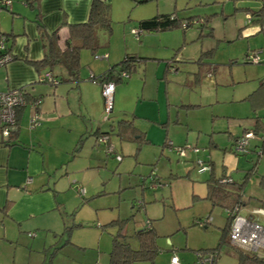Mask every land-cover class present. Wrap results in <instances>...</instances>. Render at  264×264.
<instances>
[{"label":"rangeland","instance_id":"rangeland-1","mask_svg":"<svg viewBox=\"0 0 264 264\" xmlns=\"http://www.w3.org/2000/svg\"><path fill=\"white\" fill-rule=\"evenodd\" d=\"M106 2L111 9V33L108 37L98 31L100 46L95 54L111 52L116 63L127 53L149 57L143 70L137 67L126 81L116 84L121 90L111 112L131 113L149 142L137 150L134 139L119 138L113 127L117 118L106 119L103 97L101 107L91 102V114L82 108V118L77 120L84 133L73 147L80 154L64 162L71 171L68 179L64 164L56 169L59 210L31 220L30 228L12 225L4 230L0 225V264H108L118 232L116 221H111L117 219L125 220L122 233L141 229L147 219L157 233L160 251L154 261L135 264H169L173 253L186 264H204L198 252L217 245L227 211L205 198L210 171L199 172V160L212 162L214 176L225 173L238 182L257 161L243 186L244 200L251 198L244 207L250 208L251 202L257 206L256 199L264 198L258 184L264 175L260 138L249 139L246 154L235 152L232 145L244 128H252L257 115L264 119V107H255L249 96L264 78V62L260 52L259 62L245 59L252 49L264 45V13L261 28L245 33L246 10L260 9L264 0ZM11 6L0 12L3 25L6 16L16 17L9 11ZM13 10L24 13L17 7ZM170 13L190 24L145 31L139 38L131 32L141 19ZM81 53L82 86L92 90L96 81L89 79V69L95 72L107 59L94 58L86 48ZM117 105L123 110H117ZM101 131L109 132V144L122 156L120 161L108 152ZM178 147L183 154L176 152ZM51 153L55 155L56 148ZM151 176L158 179L157 188ZM78 186L84 188L83 195L76 191ZM258 221L264 224V218ZM232 249L221 245L214 264Z\"/></svg>","mask_w":264,"mask_h":264},{"label":"crops","instance_id":"crops-1","mask_svg":"<svg viewBox=\"0 0 264 264\" xmlns=\"http://www.w3.org/2000/svg\"><path fill=\"white\" fill-rule=\"evenodd\" d=\"M90 1L27 0L24 6L11 2L12 6L9 11L16 17L6 16V24L0 23V31L11 34L8 45L12 54L16 56V59L0 67V89L26 87L28 102L39 99L38 109L41 117L40 124L30 128L28 121L34 109L30 103H26L19 109L16 130L9 138H3L0 135V225L4 230L12 225L30 228L31 220L35 221L47 214L57 213L61 203L58 200L55 185L56 169L60 170L64 162H69L80 154H75L73 147L78 139L82 140L84 133H82V123L77 120L82 118V108L91 114V111L94 112L90 107L92 101H94V106L101 107V85L93 82L95 86H92V90L82 86V49L79 51L80 78L77 82L71 80L63 63L55 64L48 69H41V72L48 71L59 81L56 83L39 82L36 80L38 72L27 61L41 59L44 54L43 42L37 27L38 22L48 33L57 29L56 44L62 50L67 35V24L85 21ZM15 7L24 13H15L13 10ZM30 12L31 17L28 15ZM28 22H33V25L29 26ZM260 22L261 19L258 21L252 19L251 22L246 23L248 27L245 33L258 31L261 28ZM27 37L30 38V43ZM252 52L257 54L260 52V58L264 62V45L256 50L252 49ZM104 54L106 56L99 59H107V62L100 65V69L98 68L95 72L89 69V73L99 76L109 66L116 63L117 59L112 58L111 52H104L102 55ZM168 71H165L163 77ZM57 75L62 77H57ZM35 83H39L37 87ZM120 90L121 88L117 90L115 86L112 108L115 106V96L117 97ZM254 105L257 108L264 107V96H259ZM116 108L123 110L120 105ZM108 145L112 144L108 143ZM54 148L57 153L52 155L51 150ZM64 170L68 179L71 171L69 172L67 163L64 164ZM8 201L11 203L4 209ZM258 201H260L259 205L253 206L255 202H251L250 208L246 209L244 205L249 204L250 201H248L240 207L239 212L257 220L264 218V215L251 214V210L255 207L264 208V198L260 196ZM220 261L219 264H237L233 249L223 254ZM180 263L186 264L181 260Z\"/></svg>","mask_w":264,"mask_h":264},{"label":"trees","instance_id":"trees-1","mask_svg":"<svg viewBox=\"0 0 264 264\" xmlns=\"http://www.w3.org/2000/svg\"><path fill=\"white\" fill-rule=\"evenodd\" d=\"M25 1L27 2V0ZM3 9H8V7L4 5L0 6V11ZM110 11V4L108 2L104 0H91L86 20L83 22L67 24V35L64 39V48L62 50L58 48L56 44L57 29H54L48 33L42 24L38 22L37 27L43 42L44 54L41 59L27 61L35 68V70L38 72V75H42L44 73L41 72L42 68L48 69L55 64L63 63L70 74L71 80L77 82L79 79L80 70L79 51L82 48H86L95 54V50H97V48L100 46L98 38L99 30L103 31L109 37L111 33ZM246 11V13L250 14L251 21L252 19L254 21H258L261 19L262 13H264V6H261V8L258 10L250 9ZM200 23L203 25L205 21L201 20ZM188 24H190L189 20H186L185 23H182V21L172 13L157 14L152 17L139 20L137 28L141 33H143L145 31L165 30L177 25L183 26V28H185ZM0 33L5 34L7 36V42H9L11 34L2 31H0ZM140 34L135 36L139 38ZM148 58L149 57L140 56L136 53H127L119 62L109 66L104 73L100 74L99 76H95L93 74L91 77H89V79L94 81L96 80V82L99 84L104 80H111L116 86V84L124 80L126 81V78L129 77L130 73L135 71L137 67H140L143 70V67L146 63L145 61ZM14 59H16V56L13 54L12 60ZM166 66H169V68L171 67L169 63H166ZM122 71H125L128 76L122 77ZM54 79L59 81L56 77H54ZM249 96H251L250 98L253 100V103H255L259 96H264V78L260 80L257 88L251 94H249ZM19 112L20 111L18 110V115ZM107 118L109 117L107 116L106 119ZM113 127L115 128V132L119 138L134 139L137 150L139 149V145L141 143L149 142L145 132L134 124L133 115H131V117L117 118ZM246 132H252L253 136L250 138H254L256 136L260 138V144L258 145V154H260L262 150H264V119L257 115L254 119L251 129L244 128L240 136H235L233 138L232 145L235 152L241 153L235 150L234 146L237 140L241 138ZM100 133L107 136L105 142L106 145H108V135H110L109 132L105 131ZM250 138L247 139L246 152L241 154H246L249 152L250 149L248 147V143ZM109 153L112 154L117 159V161L122 159V156L116 151L115 147H113V152ZM117 156H120V158ZM200 161L204 164H207L209 168L206 170H200ZM256 162L257 161L253 163L252 167L248 170V173H251L255 170ZM196 163L199 172L210 171L209 176L206 178L205 198L210 201L211 205H217L227 211L225 225L221 228V235L219 237L218 243L214 248H211L217 253L218 249L224 243L230 245L228 241V229L232 214L234 212V207H241L251 199L250 197H248V200H244L243 198V186L247 179L248 173L246 172L241 181L238 182L228 177L225 173H222L217 177L214 176L212 173L211 161L207 162L206 160H199ZM157 180V178H152L151 176V182L155 183L153 185L155 188L160 185L159 181L157 182ZM258 184L262 191H264V175L259 177ZM79 194L83 195V193ZM10 203L11 201L6 202L4 209L7 208ZM139 205L141 204L139 203L138 206ZM114 221L117 223L118 232L113 236L112 239L108 264H135L136 262L140 261H149L152 263L160 249L156 242L157 233L152 226L151 221L147 219L141 229L135 230L132 233H122V227L124 226L123 224L125 221L124 219L112 220L111 222ZM231 247L235 253L237 264H264V255H256L232 245Z\"/></svg>","mask_w":264,"mask_h":264},{"label":"built area","instance_id":"built-area-1","mask_svg":"<svg viewBox=\"0 0 264 264\" xmlns=\"http://www.w3.org/2000/svg\"><path fill=\"white\" fill-rule=\"evenodd\" d=\"M10 0H0V6H10ZM251 22V16L246 13V23ZM131 32L136 36L141 32L138 28H132ZM12 52L8 48L7 36L0 33V66H4L6 63L12 60ZM104 55L94 54L95 58H103ZM246 60L259 62V57L256 52L249 53L246 56ZM93 74L90 73L91 77ZM122 77H127L128 74L125 71L121 72ZM37 81L56 83L57 81L50 74V72H44L42 75H37ZM92 80V79H91ZM94 81V80H92ZM96 81V80H95ZM101 94L104 99V107L106 117L112 110V100L115 90V84L111 80H104L100 83ZM28 94L26 87H15L10 89H0V135L3 138H9L11 134L16 130L18 124V110L28 102ZM28 103L33 107V113L29 117L28 125L30 128H34L40 124V112H39V99H33ZM252 132H246L241 138H239L234 146L235 150L245 153L247 139L252 137ZM107 136L102 135L101 140L106 141ZM108 146V145H107ZM179 154H183L184 150L180 147L176 148ZM108 152H113V146H108ZM120 158V156H117ZM199 169L206 170L209 168L207 164L199 162ZM29 180V179H28ZM77 192L84 193V188L78 186ZM240 207L235 206L232 214L229 229H228V241L229 244L243 249L248 252L255 253L257 255H264V224L260 223L257 219L245 216L239 212ZM231 212V211H230ZM229 213V212H228ZM251 214L264 215V208L255 207L251 210ZM206 222V220L204 221ZM217 253L213 250L200 251L198 257L204 264H214ZM170 264H181L177 254L173 253L169 259Z\"/></svg>","mask_w":264,"mask_h":264},{"label":"water","instance_id":"water-1","mask_svg":"<svg viewBox=\"0 0 264 264\" xmlns=\"http://www.w3.org/2000/svg\"><path fill=\"white\" fill-rule=\"evenodd\" d=\"M108 117L109 118L131 117V113H127L124 111H114V112H110Z\"/></svg>","mask_w":264,"mask_h":264}]
</instances>
